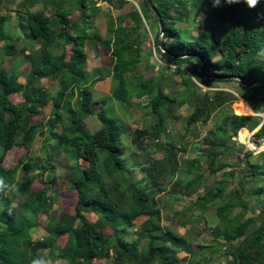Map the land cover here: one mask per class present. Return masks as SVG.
Returning <instances> with one entry per match:
<instances>
[{
	"label": "trees",
	"instance_id": "16d2710c",
	"mask_svg": "<svg viewBox=\"0 0 264 264\" xmlns=\"http://www.w3.org/2000/svg\"><path fill=\"white\" fill-rule=\"evenodd\" d=\"M115 1L118 8L128 2ZM76 2L72 7L67 6L66 0H23L20 5H23L27 21L20 27H25L27 36L22 47L18 44L19 36L14 37L5 25L7 15L0 11L2 55L22 53L20 64H30L25 81L20 80V64L10 72L0 68V179L7 185L4 192H0V264L37 261L42 264H95L96 259L104 258L112 264H184L187 256L179 253L183 250L196 252L191 249L189 234L163 224L161 209L152 205L154 191L143 187L144 180L134 176V168L142 167L143 162L129 165L124 157L123 135L128 127L122 118L108 115L101 108L105 100L96 99L94 95L95 84L107 76L105 71L113 79L112 96L129 109L140 105L143 97L149 98L150 112L157 114L158 121L129 132L131 144L138 149H149L151 145L156 146L157 151L164 148L169 164L179 165L177 140L168 136L165 143L160 138L167 134L164 115L172 116L174 101L178 106L194 105L186 119L187 132L194 124H207L221 108L232 111L226 123L215 126L205 135L201 153L185 161L195 167L204 160L210 174L221 172L213 186L200 193L194 202L202 212L220 202L216 214L222 222L212 227V234L215 241L225 245V256H229L230 261L219 264H264V243L261 235L253 234L257 222L263 219L262 213L264 215V151L256 163L249 159L252 152H248L240 173L231 167L227 169L228 164L223 161L224 155L236 149L231 142L232 136L245 126L253 129L261 119L235 114L232 104L238 96L234 92L218 88L199 93L200 86L195 81L209 87H215L220 81H237L252 110L264 112V85L248 87L243 83L264 80L263 1L250 7L245 0L234 3L217 0L215 5L213 0H152L163 18L165 51L159 42L160 23L148 0H144L142 11L134 7L116 18L108 12L106 37L94 30L100 12L97 1ZM194 8L198 14H203L197 34L180 25L190 22ZM75 11H79L78 17L72 16ZM18 12L19 15L23 13ZM148 25L156 29L155 49L162 62L183 66L194 61L195 80L182 67L175 70L181 75L180 84L186 87L178 90L182 95L180 100L165 91L158 75L142 76V66L154 67L158 63L150 52L154 64L142 65ZM86 40H91L92 44L101 42L110 50L108 65L87 70L88 54L83 44ZM34 43L39 47L34 48ZM26 49L30 51L26 53ZM168 68L171 71L172 68ZM222 75H238L242 81L215 77ZM44 78L57 81L54 94L43 84ZM15 93L22 96V101H13L11 96ZM49 104L52 107L48 117L34 120L45 113ZM92 115L101 122L95 131L86 128V119ZM184 135L180 141L188 144ZM257 135H264V122ZM40 136L45 137L41 149L45 152L46 163L38 165L35 156L24 155L18 167L24 176L17 178V168L4 166V152L16 144L30 147ZM53 147L66 153L69 162L73 161L66 165L64 182L66 189L76 194L77 201L74 213H66V216L59 215L55 207L57 199L52 194L56 179L51 162ZM183 151L187 149L184 147ZM134 153L131 152L132 157ZM83 162L88 164L87 168ZM203 176L204 173L195 174L178 184L195 190ZM38 178L43 183L40 188L35 187ZM251 181L258 182L255 188L247 186ZM249 196L257 197L261 211L245 217L250 206ZM238 207L241 211L237 213ZM40 213L46 215L45 239L50 244L32 235L41 227ZM137 218L145 220L137 223ZM136 225L139 228L131 237L130 228ZM107 226L113 229V235L105 233ZM60 238H64L61 245L58 244ZM213 246L215 244L200 245V249ZM44 252H48V256Z\"/></svg>",
	"mask_w": 264,
	"mask_h": 264
},
{
	"label": "rangeland",
	"instance_id": "374dc122",
	"mask_svg": "<svg viewBox=\"0 0 264 264\" xmlns=\"http://www.w3.org/2000/svg\"><path fill=\"white\" fill-rule=\"evenodd\" d=\"M23 0H0V11L1 13H4L7 15V19L5 22V25L9 27L10 31L13 33V36L16 35L19 36V47H22L26 44V41H24V37L27 36L26 29L23 27V29L18 25L17 21V14L18 11L23 10V5H20ZM69 2V3H68ZM66 3H68V6H74L76 5V0H66ZM264 3V2H262ZM50 7L55 8L52 4H50ZM103 7V6H101ZM261 8L264 9V4H262ZM20 9V10H18ZM103 10H106V8H103ZM109 10V9H108ZM107 10V11H108ZM25 11V10H24ZM106 12V11H105ZM105 12L101 13V15L96 18L95 20V29L98 31L103 37H106L107 35V29H108V18L109 16L105 14ZM193 16L192 19L188 24L181 23V26L187 27L190 29V32L192 34H197L198 27L201 25V15L198 14L197 8L193 9ZM115 13H118L117 10H112V16H116ZM79 12H75L72 16L78 17ZM264 15V14H263ZM21 22L24 23V20ZM156 29L148 28V38L147 42L144 44V48L146 50L145 54L142 56V65H146L147 63L154 64L153 57L157 60V64H154L153 67H146L142 66V76L147 78L150 77L153 74H156L160 77L161 82L164 85V89L166 92L170 93L171 96H174L177 100H180L182 95L178 94V90L186 89V87L181 82V75L175 73V70L182 67L186 74L189 77H192L193 80H195L194 76V70H195V64L194 61L187 62L183 66L175 65V64H167L160 60V55L157 53L155 49V36H156ZM84 46H86L87 54H88V62H87V70L96 69L102 66H106L110 63L109 53L110 50L106 47L101 48L100 55L96 53L95 49L92 47V41L86 40L83 42ZM3 45V42L0 43V46ZM38 43H34V48L38 47ZM1 49V48H0ZM29 49H26V53L29 52ZM153 54L152 57L149 53ZM22 53H16L12 56H6L4 57L0 51V58L2 59L0 62V68L5 69L7 72L12 71L14 68H16L20 62L23 59ZM21 67L20 70L22 72V75L20 76L21 81H25V75L29 72L30 64L27 62H24L23 64H20ZM168 67H171V71ZM105 71V70H104ZM108 76V72H104ZM104 79L98 81L100 88L99 90L102 91L103 94H95V97L99 100L103 99L105 100L102 103V109L105 110L108 115L115 116V117H123V115L120 113V108L122 105H125L118 99L112 96L110 92L108 93V87H105L109 85L110 89V80ZM197 84L200 86L198 88V92L202 93L205 90L208 89H218L223 88L227 89L229 91L234 92L238 99L232 104L233 111L235 114L238 115H246L250 114L251 111L247 107L246 99L243 97V95H246L244 90L240 87V85L237 83V81H220L216 83L215 87H209L208 85L199 83L197 80H195ZM43 84L46 88H49L50 91L54 94L57 90L58 83L57 81H52L50 79L44 78ZM193 84V83H192ZM12 99L14 102H20L22 101V96L18 93L13 94ZM135 100H138L135 98ZM149 98L143 97L140 100V105L134 106L132 109V113L126 116V122L125 125L128 128L131 129H137L138 127H144L153 125L158 121L157 114H153L150 112V104ZM51 104L47 105L45 107V113L43 115H39L34 118V120H42L46 119L50 113ZM173 113L172 116H166V126L170 128V138L171 140L175 141L177 140L176 146L178 149L179 154H186V157L188 160L194 159L196 156L201 153L202 149L205 146L204 137L208 133L210 129H213L215 126L226 123V119L229 118L232 115V111L230 109L221 108L217 113H214L215 115L211 118V120L207 124L198 123L194 124L190 128V132H188V144H182V142L178 139V133L185 131L186 129V119L189 117V115L194 110V105L190 103H186L182 106L177 105V101L173 102ZM243 108V109H242ZM247 109V112H244ZM249 111V113H248ZM166 113L165 111H163ZM261 118L264 119V112H258ZM263 115V116H262ZM94 115L93 117H88L89 120L86 121V128L90 129L91 131H94L97 128V125H101L100 121H97L98 118ZM252 117L253 114H252ZM255 119V118H254ZM257 119V118H256ZM226 120V121H225ZM259 121V119H258ZM228 127V126H227ZM228 134L231 133L230 128H228ZM129 133L126 132L123 135V141L124 145L126 146V154L124 155L125 158L128 159L129 165L136 163L139 161L142 162L141 158H144L142 155L140 158H138L135 153L133 154V157L131 155V152L135 149V147L131 144L129 141ZM186 137V136H185ZM44 136H40L37 138V141L33 143L32 146L27 147L23 145L16 144L8 151L4 152V159L3 164L5 167L8 168H17V178H23L24 173L18 168L21 164V158L24 155H32L36 157V161L38 165L45 164V152L41 149L42 140L44 139ZM233 139V137H232ZM159 140V139H158ZM169 140L168 137L165 138L161 137L160 141H167ZM179 140V142H178ZM234 140V139H233ZM231 141L232 145L236 146V149H231L226 155L223 157V161L228 164V168H232L231 170L234 171H242L244 169V163L245 159H247L248 151L245 150L240 145L236 144L235 141ZM166 143V142H165ZM153 147V145H151ZM187 149L186 152L183 151V149ZM146 150V149H145ZM143 152V151H142ZM147 152V151H145ZM143 152V153H145ZM52 153V160L51 162L54 164V174L56 175V179L53 180V188H52V194L57 199L55 203V207L57 208V211L60 216H66V213H74V208L76 205V194L72 191H68L66 189L67 184L64 182V174L66 172V165L68 163H73V161L68 160L67 154L64 152H61L60 150L53 147L51 150ZM2 155V150H0V156ZM148 155V153H146ZM260 154H254L252 153V156H250V160L254 161L255 163L259 160ZM83 165L87 168L88 164L86 162H83ZM184 167L181 169V173L179 174V177H176L174 179V186L173 188L174 192L168 193L165 196V201L161 205V214H162V221L164 223H169V225L175 227L176 229H180L183 234H189L190 240L192 241L191 249L196 250V252H189L186 250H183L179 253L180 256H187V261L184 264H219L220 262H227L230 261L229 256H225L224 252V244L221 241H215L212 234V227L218 225L222 220L219 218V216L216 214L217 207L220 202L213 203L209 209L206 212H202L197 204H194L197 196L202 193L206 188H210L213 186V183L215 179H219L221 172H219L218 175H212L210 174L207 163L202 160L197 164V166H191L185 161L183 163ZM182 165V166H183ZM190 173H189V172ZM38 172V169L35 171ZM51 172L45 173L44 178H47ZM134 176L137 179H142L144 177V172L142 171L140 166H137L134 168ZM204 173V176L200 180L199 183H197V189L194 190V188H186L184 185L181 186L177 183V181L181 182L180 180L184 182L187 181V179L193 177L195 174H201ZM168 175L170 178H174V174L169 170ZM239 177V176H238ZM238 177L236 178V181L238 180ZM264 177V175H263ZM264 180V179H263ZM142 186L147 187L150 186L147 185V180L142 181ZM264 184V182H262ZM258 182H248L247 186L253 187L254 185H257ZM43 186V183L40 178H38L35 182V187L40 188ZM256 186H254L255 188ZM152 189V187H150ZM193 190V191H192ZM264 198V195H263ZM249 202V210H247L245 217L257 215L260 213L261 208L258 204V199L256 196L247 198ZM180 210V211H177ZM241 211L240 207L237 208V213ZM262 218L257 222L256 230L253 232L255 235H261V241L264 243V215L262 213ZM39 223H41V227L34 230L32 232V235L42 240L45 244H50L48 240L45 239V229L44 224L47 221L46 215L40 213L38 215ZM141 219L137 218L136 222H139ZM139 228L138 225L130 228L129 233L131 237H133ZM254 228V229H255ZM252 229V231L254 230ZM109 232H112V230H108ZM251 231V232H252ZM64 242V238H60L58 241V244L61 245ZM215 244V246L210 248H204L200 249V245H210ZM221 248V249H220ZM215 249V250H214ZM46 256H48V252H44ZM253 257L257 258V254H252ZM95 264H112L108 259H96L94 261ZM33 264H42L40 261H37Z\"/></svg>",
	"mask_w": 264,
	"mask_h": 264
},
{
	"label": "crops",
	"instance_id": "0c3cea01",
	"mask_svg": "<svg viewBox=\"0 0 264 264\" xmlns=\"http://www.w3.org/2000/svg\"><path fill=\"white\" fill-rule=\"evenodd\" d=\"M96 1H97V5L100 7L99 16L101 15V13H103L105 11H106L105 14L108 15V12H111V15H112V10H117L118 13H115L116 14L115 18L117 17V15L121 14L122 12H125V11L128 12V11L133 10L134 7L138 8L140 11H142L143 10V6H144V0H127L128 2L123 8H118L117 7L118 6L117 2L115 0H96ZM220 1L223 2V3L228 2V0H220ZM262 1L264 2V0H262ZM37 6L40 7L41 4H38ZM101 6H103V7H101ZM103 8H106V10H103ZM18 10H20V9H18ZM22 12H23L22 13L23 15L22 14L19 15V12L17 14V21L19 23L18 25H20V26L26 24V21H27L24 8H23ZM75 12H79V11H75ZM202 16H203V14H202ZM109 18H110V16H109ZM22 20H24V23L21 22ZM95 25H96V23H95ZM148 28L150 30V26L149 25H148ZM153 29H155V28H153ZM107 34H108V29H107ZM100 43L101 42H97L95 44H92V47L95 49L96 53H98L99 55L101 53V48H102ZM38 47H39V45H38ZM106 78L108 80H110L111 83H110V89H109V85H107L105 87H108V93L110 92V94H111V90H112L113 85H114L113 79H112L111 76H106ZM106 78H104V79H106ZM99 88H100V85L97 82L95 84V86H94V95L96 93L99 94V95L103 94L102 91L99 90ZM96 99H98V98H96ZM138 100H136V101H138ZM246 104H247V107L249 108V110L251 111L250 114H246V115H252L253 114V116H254L253 118H255V119L256 118L259 119V120L263 119V118L260 117V115H258L259 114L258 112H254L252 110V108L250 107V105H249L247 100H246ZM132 110H133L132 108L129 109L126 105H122V107L120 108V113L123 115V117H120V116H118V117L122 118L126 122L127 121L126 120V116L131 114ZM244 112H247V109ZM248 113H249V111H248ZM261 114H262V112H261ZM242 115H244V114H242ZM93 116L94 115H92L90 117H93ZM96 118H98V117H96ZM87 120H89V119L87 118L86 121ZM97 121H100V120L97 119ZM100 124H101V122H100ZM100 126L101 125L98 124L96 129H98ZM144 127H146V126H144ZM144 127H138L137 129L144 128ZM260 127H261L260 125H257L254 128H257L259 130ZM243 128H249V127L245 126ZM243 128H241L240 130H242ZM134 130H136V129L128 128V133L131 132V131H134ZM169 132H170V128H167V134L163 135L164 140H165L166 137L170 136ZM188 132H190V130ZM188 132L186 130L182 131V132H179L178 135H177L179 140H183V138L181 136L184 135V133H185L186 137L184 138L185 139L184 141L185 142H189L188 141V136H187ZM235 135H233L232 137H234ZM129 141L131 142V136H129ZM142 151L143 152L147 151V152L143 153ZM133 152H135V155L138 158H140L141 155L144 157V158H141L142 159L141 161L143 162V165H142L141 169L144 172L145 176L142 177L141 180H147V185L148 184L150 185L148 187H152V191H154V196H153V199H152V203H153L152 205L158 206L161 209V205L165 201L166 194L168 195V193H170L171 190H172L171 192H174V190H173V188H175V187H173L174 186V179L176 177H179V174L181 173L180 171L184 167L183 163H185V160L187 159L186 154H182V155L179 154V165H173V164H169L168 163L167 153H166V150L164 148H161L159 151H157L156 146L153 145V147L150 146L149 149H146V150L145 149L135 148L133 150ZM146 153H148V155H146ZM169 170L174 174V178H170L169 177V175H168V171ZM177 183H178V181L175 184L177 185ZM177 211H180V210H177ZM143 220H145V219L141 218V221H139V222H143ZM163 224H165V225L168 224L169 225V223H164V222H163ZM109 229L112 230V232H109L108 231ZM178 231L182 233V231L180 229H178ZM105 233L107 235H113V229L110 228L109 226H107L105 228Z\"/></svg>",
	"mask_w": 264,
	"mask_h": 264
},
{
	"label": "built area",
	"instance_id": "2783aa9c",
	"mask_svg": "<svg viewBox=\"0 0 264 264\" xmlns=\"http://www.w3.org/2000/svg\"><path fill=\"white\" fill-rule=\"evenodd\" d=\"M263 122L264 119L261 120V123L259 125L261 126ZM257 131V128H243L233 138L238 145L243 147L248 152L260 154L264 151V135L258 136Z\"/></svg>",
	"mask_w": 264,
	"mask_h": 264
},
{
	"label": "water",
	"instance_id": "95a60500",
	"mask_svg": "<svg viewBox=\"0 0 264 264\" xmlns=\"http://www.w3.org/2000/svg\"><path fill=\"white\" fill-rule=\"evenodd\" d=\"M148 2L150 4L153 12L156 14V16H157V18L159 20V23H160V37H159V42H160L161 48L165 51L164 44H163L164 27H163V18H162V15L158 11L157 6L153 4L152 0H148ZM215 77H223V78L233 77L236 80L242 81V78L240 76H238V75H231V76L222 75V76H215ZM243 83L245 85H247L248 87H253V86H256V85H264V80L253 81V82H250V83H245V82H243Z\"/></svg>",
	"mask_w": 264,
	"mask_h": 264
},
{
	"label": "clouds",
	"instance_id": "9594fccd",
	"mask_svg": "<svg viewBox=\"0 0 264 264\" xmlns=\"http://www.w3.org/2000/svg\"><path fill=\"white\" fill-rule=\"evenodd\" d=\"M217 0H213L214 5L216 4ZM229 3H234V2H239V0H228ZM245 2L250 6V7H255L260 0H245ZM5 187H7V185L5 184V182L0 179V192H4ZM13 189L18 193V189H16V186H13ZM7 194V193H5Z\"/></svg>",
	"mask_w": 264,
	"mask_h": 264
},
{
	"label": "bare ground",
	"instance_id": "6f19581e",
	"mask_svg": "<svg viewBox=\"0 0 264 264\" xmlns=\"http://www.w3.org/2000/svg\"><path fill=\"white\" fill-rule=\"evenodd\" d=\"M243 109V108H242Z\"/></svg>",
	"mask_w": 264,
	"mask_h": 264
}]
</instances>
